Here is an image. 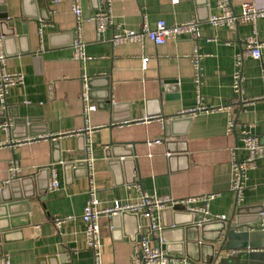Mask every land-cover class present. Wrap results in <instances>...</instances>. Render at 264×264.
Returning a JSON list of instances; mask_svg holds the SVG:
<instances>
[{
    "label": "crops",
    "instance_id": "crops-1",
    "mask_svg": "<svg viewBox=\"0 0 264 264\" xmlns=\"http://www.w3.org/2000/svg\"><path fill=\"white\" fill-rule=\"evenodd\" d=\"M78 1L85 61L73 59L76 20L71 1L0 0V14L6 16L0 21L5 68L24 76L22 84L7 88L0 102L7 114L0 128V189L13 181L0 191V256L9 264H92L81 219L89 185L99 208L114 200L131 204L143 193L174 199L212 194L205 222L218 224L219 215L233 222L230 164L246 157L240 131L256 135L264 148L263 21L230 29L211 26L207 18L217 12L215 0H110L111 23L96 35L94 22L87 19L105 0ZM228 1L234 12L247 2L264 6V0ZM161 19L167 24L196 20L200 36H180L161 45L146 37L123 44L109 41L116 28L136 30L144 22L152 27ZM253 32L260 57H242L237 65L243 40ZM195 50L200 54L201 102L213 110L180 116L196 104ZM85 105L94 108L88 111ZM230 119L233 127L226 133ZM156 139L160 142L147 144ZM78 155L90 158V179L85 164L72 167ZM12 159L18 166L14 177L7 172ZM49 169L59 182L56 191L48 190ZM244 187L239 220L258 226L257 212L264 207V156L246 172ZM169 208L152 210L151 218L135 213L99 216L101 263L129 264L137 239L146 237L156 245L161 236L170 254L178 256L180 246L182 257L204 264L197 230L182 234L175 222L183 214ZM69 216L55 224V218ZM150 222L159 229L148 231ZM214 233L211 228L204 237ZM227 242L215 264L261 263V245L247 246L237 238ZM220 245L221 240L215 249Z\"/></svg>",
    "mask_w": 264,
    "mask_h": 264
},
{
    "label": "built area",
    "instance_id": "built-area-1",
    "mask_svg": "<svg viewBox=\"0 0 264 264\" xmlns=\"http://www.w3.org/2000/svg\"><path fill=\"white\" fill-rule=\"evenodd\" d=\"M70 11L75 18V26L73 30L74 38L71 41V50L73 53V59L78 61H85L87 59L86 54L83 51V41L80 30V4L78 0H69ZM172 4L177 3V0H170ZM109 4L110 0H105L102 8L95 12L87 20H92L95 26V33L98 35L104 31L109 24L111 19L109 17ZM215 6L217 9L216 13L208 16L207 22L211 26H225L230 29L235 27L238 23H250L254 26L257 20L264 22V6H257L253 3L247 2L240 6L238 12H234L229 6L228 0H215ZM109 41L112 44H123L127 42H138L144 37L149 39L155 45H161L168 40H176L180 36L188 37L192 40H196L200 36L198 22L195 20L180 21L178 23L167 24L163 19L158 20L154 23L152 27H149L145 22L139 27V29H122L116 28V30L111 34ZM252 57L258 59L260 57V44L257 39L256 34L248 35L243 40V47L240 53L236 55V64L238 65L242 57ZM200 54L195 50L191 57V64L195 70L194 75V85H195V106L185 110H181L178 115H192L198 111H212L213 109L205 107L200 98L199 89V70L198 59ZM146 58L142 59V67H144ZM6 55L2 49V41L0 37V102H3L4 95L7 92V88L14 85H20L23 83V74L21 72H10L6 68ZM264 70V69H263ZM238 72L233 74V84L234 87H238ZM84 80V77H83ZM83 89L81 92V98L84 102L87 100V93L82 85ZM85 104V103H84ZM88 111L93 110V106L85 105L84 107ZM233 127L232 120H228L226 124V133H229ZM240 140L242 142V148L246 153V157L242 160L234 159L230 164L231 170V180H230V190L234 195V210L239 206L242 200V192L246 179V172L254 168L258 161L264 156L263 145L259 142V138L256 135L250 134L247 130L243 129L239 133ZM160 140H149L148 145L157 144ZM84 164L87 169L88 178L91 177L89 169L91 168L90 158L84 156ZM8 176L14 177L18 172V166L14 159L9 161L7 167ZM49 182L48 190L56 191L59 187V182L54 173L53 169H49ZM90 179V178H89ZM88 199L82 207L83 211L81 213V219L84 222L85 230V243L86 246L92 252V264H102L100 260V243H99V226L98 218L101 215L114 216L115 214H120L122 212L135 213L139 216H148L152 210H161L166 207H172L175 205L182 206L188 212L193 214L202 215V221H208V201L213 197L212 194L202 195L200 198L187 197L183 199H174L173 197L166 196H154L147 195L143 193L140 198L131 204H123L114 200L111 206L105 208L97 207V199L95 198V191L92 186L89 185L88 188ZM196 200L201 201L200 206L193 205ZM258 228H264V211H260ZM69 217H64L62 219L55 218V224L62 223ZM151 218V217H150ZM219 219L224 220V215H219ZM150 230L153 232L154 229H159L157 226L150 222ZM234 253V251H233ZM129 264H176V263H188L190 260L188 258L176 256L174 254L165 253L164 249L161 247V242L158 239V244L151 245L146 237H141L136 240L133 245L132 253L129 258ZM0 264H9L6 256H0ZM190 264H194L191 263Z\"/></svg>",
    "mask_w": 264,
    "mask_h": 264
},
{
    "label": "water",
    "instance_id": "water-1",
    "mask_svg": "<svg viewBox=\"0 0 264 264\" xmlns=\"http://www.w3.org/2000/svg\"><path fill=\"white\" fill-rule=\"evenodd\" d=\"M5 14L2 13L0 14V21L5 20ZM2 23V22H0ZM1 41H4V37L2 34H0ZM107 101V98L105 99ZM7 118V114L5 110L0 109V128H2L3 123L5 122ZM84 156L83 155H78V158L76 159L77 162L72 164V167H78V166H83ZM11 184H13V181H9L7 183H4L0 189V191H5L7 190V187H9ZM182 206H172L169 209L173 210L175 212H178V214H183L182 217L184 219L178 220L177 223L178 225L182 226V234L186 232L188 229H194L195 231L197 230L198 237L200 240H202V244L198 245V255L201 253H204V259L203 263L204 264H215L218 252L221 248H224L225 246L223 245L224 243H228L227 241L231 239H239L243 240V244H247V246L254 247L255 245H261L260 247L262 248V251H264V228H258L257 226L249 227L247 221H243L242 219L239 220V215H241L240 208H236L234 210L233 215L235 216V220L231 222V219H224L221 220L220 223L215 224L212 222H205L202 221V215L200 214H193L188 211H183ZM260 211H264V207L261 206L260 210L257 212L258 218L260 217ZM180 212V213H179ZM124 214H130L126 212H122L120 214H115V215H124ZM136 215V214H135ZM174 222L172 225H176ZM188 225V226H187ZM244 226L247 227V229H244ZM211 228L214 230V234L211 237H204L205 233L208 232ZM148 231H150V226L148 228ZM205 238V239H204ZM257 238L262 239V242H258ZM161 242V247L164 249L165 253H169V249L165 248V242L162 240V237L159 236L158 238ZM221 240V245L215 249L214 245L215 243H218ZM260 243V244H257ZM253 251V250H252ZM178 256L182 257L183 256V251L180 246H178V249L175 251ZM259 260H261L260 264H264V254L262 255ZM216 264H221L216 263Z\"/></svg>",
    "mask_w": 264,
    "mask_h": 264
}]
</instances>
